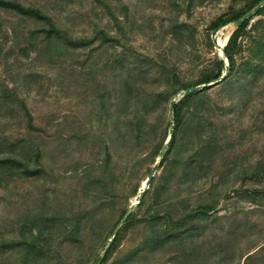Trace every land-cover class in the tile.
<instances>
[{"label": "rangeland", "instance_id": "374dc122", "mask_svg": "<svg viewBox=\"0 0 264 264\" xmlns=\"http://www.w3.org/2000/svg\"><path fill=\"white\" fill-rule=\"evenodd\" d=\"M19 1L48 13L68 41H91L99 29L112 40L85 47L70 46L65 38L45 41L42 22L0 11V134L14 137L23 132L17 110L18 100H23L34 125L43 129L35 141L46 175L44 184L43 177H29L0 186V264H20L26 247L21 230L27 233L43 215L62 210L85 211L82 237L76 243L62 238L51 242L50 264H93L127 202L130 215L118 224V246L107 260L111 264L144 240L148 188L166 175V166L155 168L160 157L154 159L153 146L170 123L169 101L177 102L182 94L171 97L170 89L196 81L215 58H224L223 47L235 24L209 36L206 29L231 0ZM243 1L235 0L234 7ZM260 19L249 22L246 31L251 33L241 38L236 63L249 58L254 38L264 30ZM219 81L201 93L199 121L210 123L204 130L220 142L234 140V150L216 155L207 179L200 177L191 187L183 184L182 189L188 188L181 197H196L215 184L232 190L264 189V179H242L235 176L236 169L229 171L236 163L247 175L251 167L264 170V64L252 77L237 70L226 82ZM157 92L163 94L145 120L141 139H133L130 125L125 133L120 131L121 120L133 119L141 102ZM189 110L183 123L190 122ZM154 124L155 131L149 133ZM107 145L111 160L100 167ZM149 171L155 181L145 184ZM172 171L178 174L179 169ZM136 187L137 195L128 199ZM143 190L148 193L140 206ZM105 191L114 196L111 202L101 200ZM215 207L223 220L202 222L205 233L186 239L184 249L171 242L135 264H264V199L232 192Z\"/></svg>", "mask_w": 264, "mask_h": 264}, {"label": "trees", "instance_id": "16d2710c", "mask_svg": "<svg viewBox=\"0 0 264 264\" xmlns=\"http://www.w3.org/2000/svg\"><path fill=\"white\" fill-rule=\"evenodd\" d=\"M263 1L244 0L243 5L237 9L234 7L235 0H231L227 10L211 21L206 29L207 36H209L226 25L235 24L234 31L223 47L224 58H215L212 65L200 73L196 81L170 89L171 97L182 91L181 98L175 103L169 101L168 114L171 119L170 123L167 125L165 134L153 146L154 159L160 157L155 168H164L166 166V175L160 176L154 185L148 188L151 190V199L149 205L146 206L145 213L142 215L143 227L146 229V234L144 240L140 243V247L135 251L126 253L111 264H135L138 258L148 254L152 249L156 247L161 248L171 242L176 243L178 246L182 245V248L186 247V239L191 237L196 238L205 233V228L201 226L202 222L210 225L213 222L219 223L223 220L222 216L217 215L215 205L219 203L226 193L241 192V194H249L254 199L257 197L264 199V189L232 190V186L224 189L223 185L219 186L218 184L211 185L206 191L198 193L196 197H193L191 194L181 197V193L187 191L186 188H188H183V190L181 187L183 184L191 187L200 177L207 179L210 170H212L213 159L216 155L232 154L234 150V140L226 139L220 142L218 138L214 137V134L207 133L204 130L208 122H200L203 112L201 106L204 104L200 100V95L211 88V83H215L219 79L218 83L226 82L237 70L242 71L244 76L252 77L258 67L264 64V30L259 32L257 37L254 38V45L249 58L241 64L235 61V55L240 50L241 38L246 35L250 36L251 32L246 31L249 22L254 17L264 18ZM0 11L13 13L20 18L42 22L45 27L40 30L44 34L43 39L45 41L65 38V41L70 46L85 47L92 41L98 40L100 44H105L112 40L104 30L99 29L94 31V37L91 41H68L67 37L64 36L65 32L61 31L48 13L40 7L24 4L19 0H0ZM258 22L260 25H263L264 19H260ZM256 27L255 25H251L250 29L256 31ZM224 73L225 75L223 76ZM201 85H204V88L189 91ZM162 94L157 92L156 94L148 95L141 102V107L136 111L133 119L128 122L121 120L123 124L120 125V131L125 133L130 125L129 130L135 134L132 136L133 139L139 141L141 136L145 134V120L151 111H153L154 104ZM5 104L7 103L5 102ZM189 106L192 107L191 110L187 109ZM17 110L20 113L18 125L23 126L20 127V130H23V132L19 133V136L16 135L17 137L4 133L0 134V186H7L11 182L29 177L38 179H42L43 177L44 182L42 184H44L46 175L41 168L42 151L38 142L35 141L36 135L41 128L34 125L33 116L23 100H18ZM186 110H189L190 122L197 121L193 125L190 122H187L188 124L183 123ZM149 129V133L155 131V124L149 127ZM166 136H168V142L166 141L165 147L164 141ZM110 160L111 153L107 145L105 147L104 158L99 166H107ZM238 164H233L229 168L230 172L236 169L235 176L240 175L242 179L251 177L256 178V180L259 178L264 179V175L261 173L263 172L264 174V170L258 171L257 168L251 167V173L247 175L244 172L246 169H243ZM173 168L179 169L178 174H173ZM242 173L243 175H241ZM77 179L79 178L77 177ZM153 181L155 179L152 176L149 179V184ZM137 189L138 187L132 191L128 199L137 195ZM147 193V190L141 191L138 205H143V198ZM102 198V201L111 202L114 196L109 191H105ZM128 211L129 205L125 202L119 213L117 222L113 225L109 237H107L106 245L109 239H111V242L105 255L102 258L101 256L97 258L93 264H107V260L118 246L119 228L114 236L112 234L121 219L129 217L130 212ZM85 214V211L81 212L77 210L68 214L62 210L49 217L43 215L41 219H38L39 221L33 222L32 227L29 228L27 233L21 230L20 233L25 240L26 247L20 264H50V243L61 238L72 243L78 242L82 237L81 224L85 218ZM172 214L176 215L175 219L172 217ZM104 248L105 245L103 246ZM185 250L187 251L186 248Z\"/></svg>", "mask_w": 264, "mask_h": 264}, {"label": "water", "instance_id": "95a60500", "mask_svg": "<svg viewBox=\"0 0 264 264\" xmlns=\"http://www.w3.org/2000/svg\"><path fill=\"white\" fill-rule=\"evenodd\" d=\"M263 4H264V1H263ZM196 89H198V88H197V87H196V88H192V89H190L189 91H194V90H196ZM173 103H175V102H173ZM167 142H168V141H167ZM150 177H151V173H150V175L147 177L145 184H147V183L149 182ZM122 220H123V219H122ZM118 227H119V225L115 228V230H114L112 236H114V234L116 233ZM110 242H111V239L108 240V243H107V245L105 246V248H104V250H103V253H102V255H101V258L105 255L106 250H107L108 245H109ZM99 262H100V261H99Z\"/></svg>", "mask_w": 264, "mask_h": 264}]
</instances>
